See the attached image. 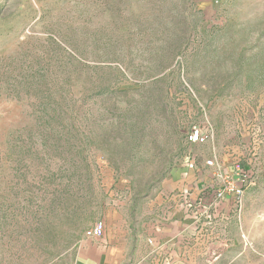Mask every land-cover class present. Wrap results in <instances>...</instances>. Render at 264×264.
I'll return each mask as SVG.
<instances>
[{
	"label": "rangeland",
	"instance_id": "rangeland-1",
	"mask_svg": "<svg viewBox=\"0 0 264 264\" xmlns=\"http://www.w3.org/2000/svg\"><path fill=\"white\" fill-rule=\"evenodd\" d=\"M49 50L81 81L59 80L75 61L34 77L25 60ZM64 87L69 117L35 111L36 92ZM211 155L240 166L241 213L152 251L142 208L190 169L195 200ZM87 164L82 187L70 174ZM112 210L129 230L119 264H264V0H0V264H76Z\"/></svg>",
	"mask_w": 264,
	"mask_h": 264
},
{
	"label": "crops",
	"instance_id": "crops-1",
	"mask_svg": "<svg viewBox=\"0 0 264 264\" xmlns=\"http://www.w3.org/2000/svg\"><path fill=\"white\" fill-rule=\"evenodd\" d=\"M189 175L184 176L183 185L177 189L172 190L160 196L158 200L153 201V206H145L142 208L143 212L151 213V218H141L135 221L142 229L150 244L152 251L167 249L172 255H176L177 248H181L182 241L180 238L170 240L168 243L161 242V235L166 232L170 236L180 235L186 236L191 234L193 220V210L186 206V201H192L195 196L194 184L192 180V171L188 170ZM182 183V180H181ZM224 214L230 211L228 204L222 206ZM116 211L112 210L103 222L104 233L102 238L86 239V242L81 246L78 254L76 264H119L121 260L120 249L114 245L118 241H125L129 235V230L126 229L125 221L120 220V230L114 233L113 227L118 223L116 218ZM223 216H218L215 220L219 222ZM113 232V233H112ZM118 235V236H117ZM119 238V239H118ZM162 244V245H161Z\"/></svg>",
	"mask_w": 264,
	"mask_h": 264
},
{
	"label": "built area",
	"instance_id": "built-area-1",
	"mask_svg": "<svg viewBox=\"0 0 264 264\" xmlns=\"http://www.w3.org/2000/svg\"><path fill=\"white\" fill-rule=\"evenodd\" d=\"M208 141V135L202 134L198 128H193L188 135V143L204 145ZM204 168L209 171V180L203 182L200 194L191 202L186 201V206L193 210V222L200 225H211L218 216L225 217L222 206L228 204L230 212L232 209L239 215L243 209L244 181L243 172L239 165L227 170L217 162L214 155H211L204 163ZM104 229L103 223L97 224L87 232V238H100Z\"/></svg>",
	"mask_w": 264,
	"mask_h": 264
},
{
	"label": "trees",
	"instance_id": "trees-1",
	"mask_svg": "<svg viewBox=\"0 0 264 264\" xmlns=\"http://www.w3.org/2000/svg\"><path fill=\"white\" fill-rule=\"evenodd\" d=\"M51 46L55 47L56 49L59 47L54 42H52ZM25 61H27L28 66L30 68V71L32 72L34 77L39 75L40 77L44 78V77H47L48 72H50V67L52 65L53 66H58V65L66 66L69 64H73V62L75 60L70 56H65V57L63 56L61 58H58L55 55V53H53V51L49 50V51H42L40 53L33 54L32 56L28 57V59H26ZM75 63H76V67L78 70L77 74H79V75L72 74V73L71 74H69V73L65 74L66 76L63 75L59 79L63 83V85L67 84L70 87L72 83H75V82L78 83L79 77H80V81H81L82 77L80 76L79 72H82L81 70L84 69L85 67L84 66H78L77 64L80 65V63H78L77 61H75ZM118 74L120 75L119 72H118ZM117 78H118V76L116 75V76H114V79H112L109 82L111 83L112 81H114L115 83H117ZM53 90L54 89H45L44 93L36 92V95H34V98L37 99V103L36 104L33 103L35 111L42 112V113H50L52 115H63V116L69 117V115H71L73 113V111H72L73 105L71 104L72 99H70V97L68 96V93H67L69 88L64 87L62 90H59L58 91L59 94L57 95V99H55L54 97H51V95L48 93V92H51ZM54 100H57L59 103L57 101H54ZM56 150L57 149H54V151H56ZM40 151H42V150H39L37 153L40 154L41 153ZM82 153H83L82 151L77 153L78 155L76 156L75 161H79L80 163H82V162L87 163V160H86V158H84L82 156ZM37 163H39L41 165L39 167L42 168L43 165H45L46 160H44V157H40L38 159ZM78 169L74 168L72 170L70 176L75 177L76 180L78 181V183H80L82 185V187H84L92 179V177H91L92 173L90 171V164H87L86 168L83 171H81L80 169L78 170ZM86 192H87V189H86Z\"/></svg>",
	"mask_w": 264,
	"mask_h": 264
}]
</instances>
